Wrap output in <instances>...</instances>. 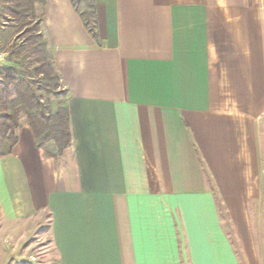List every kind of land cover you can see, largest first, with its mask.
<instances>
[{"label": "crops", "instance_id": "crops-1", "mask_svg": "<svg viewBox=\"0 0 264 264\" xmlns=\"http://www.w3.org/2000/svg\"><path fill=\"white\" fill-rule=\"evenodd\" d=\"M94 1L43 4L70 145L0 158L3 264L45 217L41 264H264V0Z\"/></svg>", "mask_w": 264, "mask_h": 264}, {"label": "trees", "instance_id": "trees-1", "mask_svg": "<svg viewBox=\"0 0 264 264\" xmlns=\"http://www.w3.org/2000/svg\"><path fill=\"white\" fill-rule=\"evenodd\" d=\"M79 16L87 33L98 41L97 20L94 0H68ZM35 0H5L6 12L18 24L22 41L14 47L7 64L0 67V158L11 154L13 144L9 136L20 128L18 115L23 114L26 125L31 130L35 144L44 154L56 160L70 145L69 115L65 113L50 115L49 109L41 101L38 91L47 95H57L61 89L57 72L42 33L43 16L36 17ZM81 8V11H80ZM36 67L29 79L24 70L25 62ZM12 88V90H11ZM62 90V89H61ZM66 96V92L62 90ZM12 97V99H10ZM45 145H52L57 153L51 154Z\"/></svg>", "mask_w": 264, "mask_h": 264}, {"label": "rangeland", "instance_id": "rangeland-1", "mask_svg": "<svg viewBox=\"0 0 264 264\" xmlns=\"http://www.w3.org/2000/svg\"><path fill=\"white\" fill-rule=\"evenodd\" d=\"M37 4V10L36 11V17L42 16V11H43V4L45 0H35ZM6 3L5 0H0V51L4 53L8 58L10 57L11 53L14 52V47L18 45L21 41L22 38L19 36L18 33V24L16 21L9 16L8 12H6ZM81 11V8H80ZM7 64V62H6ZM35 65L30 64V61L27 60L24 64V72L26 75L31 79V81L34 79L38 81V78H34L32 76V71L35 68ZM1 87V86H0ZM12 90V88H11ZM13 91V90H12ZM39 95L41 96V101L46 105V107L50 111V115H54V113H65V107H66V96L62 92L61 89L57 91V95H47L42 91H38ZM13 96H11L10 99H12ZM18 121L20 124V128L26 125V119L23 114L18 115ZM27 126V125H26ZM19 128V129H20ZM18 130V129H17ZM16 130V131H17ZM16 131H14L10 136H9V143L13 144L15 141V134ZM245 136V135H244ZM44 147L48 148L49 153H53L54 155L57 153L55 146L54 149L52 145H45ZM263 154V153H262ZM263 156V155H261ZM259 158H262V157ZM62 157V156H61ZM61 157H56V160H60ZM258 157V156H257ZM263 164H264V159L262 158ZM256 181H260L262 184V187L260 188V195L264 198V168L259 172L258 177L256 176ZM260 185V186H261ZM257 190V189H256ZM256 211H260V213L264 212V204H262ZM47 230H48V220L45 217L44 221V226L40 229V233L33 238H30L28 240V243L26 244L25 248H29L26 253H21L20 251L17 254V264H31L29 261V257L34 256L37 259L38 264L44 263L42 262L43 260L48 259L47 255L51 254V247H50V241L49 237L47 235ZM264 241V234H261L259 237ZM261 244V241L259 242V245ZM4 247L0 245V249H3ZM43 248V249H42ZM260 257L264 259V242L262 243L260 247ZM2 253V252H1ZM0 253V264H3L2 260V254ZM50 256V255H49ZM54 264H58L56 259L54 258Z\"/></svg>", "mask_w": 264, "mask_h": 264}, {"label": "built area", "instance_id": "built-area-1", "mask_svg": "<svg viewBox=\"0 0 264 264\" xmlns=\"http://www.w3.org/2000/svg\"><path fill=\"white\" fill-rule=\"evenodd\" d=\"M6 62H7L6 55L0 51V67L4 66L6 64ZM29 261L31 263H36L37 259H36V257L31 256V257H29Z\"/></svg>", "mask_w": 264, "mask_h": 264}]
</instances>
